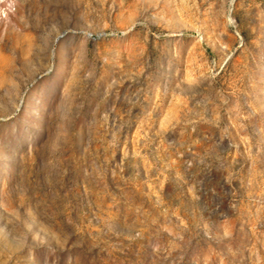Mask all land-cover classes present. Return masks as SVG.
I'll use <instances>...</instances> for the list:
<instances>
[{
  "label": "rangeland",
  "instance_id": "1",
  "mask_svg": "<svg viewBox=\"0 0 264 264\" xmlns=\"http://www.w3.org/2000/svg\"><path fill=\"white\" fill-rule=\"evenodd\" d=\"M0 264H264V0H0Z\"/></svg>",
  "mask_w": 264,
  "mask_h": 264
}]
</instances>
